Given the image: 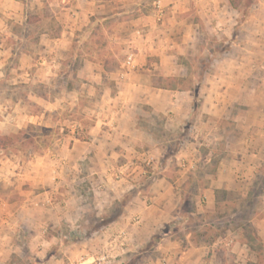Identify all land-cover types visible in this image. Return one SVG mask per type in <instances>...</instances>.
<instances>
[{
  "label": "rangeland",
  "instance_id": "1",
  "mask_svg": "<svg viewBox=\"0 0 264 264\" xmlns=\"http://www.w3.org/2000/svg\"><path fill=\"white\" fill-rule=\"evenodd\" d=\"M156 1L19 0L23 5L13 3L24 16L19 23L6 20L11 0H0V27L7 24L15 35L6 39L4 34V39L21 46L13 51L28 55L23 68L18 53L0 64V264H175L181 257L173 251L182 247L184 264H245L255 259L243 243L241 226L254 227V200L221 192L218 207H207L201 191L213 168L205 156L209 149L218 158L224 151L200 139L193 127L195 115L180 123L175 110L152 113L148 104L129 99L115 120L134 125L139 136L131 137L138 142L117 145L115 152L110 148L108 162L107 147L89 144L97 111L106 122V109L116 102L101 97L96 84L89 91L81 83L91 70L86 64L103 61L106 72L127 70L121 63L130 52H139L142 27H151L152 49L137 56L143 61L139 69L154 73L150 85H167L162 67L170 66L182 79L176 93L189 90L190 106L197 110L208 84L205 73L211 63L218 65L212 59L230 54L226 43L242 19L239 11H250L259 0H232L237 12L228 0H163L164 24L156 18ZM71 10L77 16L71 17ZM160 27L164 32L157 36ZM50 36H60L58 46ZM108 85L102 83L100 89L113 92ZM184 157L200 159L186 169L181 165ZM154 182H161L165 197L151 191ZM151 204L158 215L154 219L146 209ZM163 207L160 216L158 208ZM120 209L130 220L125 229L109 224ZM145 219L158 228L139 226L142 231L135 234H141V241L136 244L127 230L141 220L145 224ZM161 232L167 234L164 241ZM179 238L178 248L174 241ZM165 254L172 257L163 261ZM262 258L264 263V248Z\"/></svg>",
  "mask_w": 264,
  "mask_h": 264
},
{
  "label": "crops",
  "instance_id": "2",
  "mask_svg": "<svg viewBox=\"0 0 264 264\" xmlns=\"http://www.w3.org/2000/svg\"><path fill=\"white\" fill-rule=\"evenodd\" d=\"M78 1L82 0H76L72 3ZM162 1H156V18L159 20L163 19L162 23L164 24L167 12L161 4ZM11 2V7L9 6V9L4 11V14L6 13V20L12 18L21 23L24 16L22 13L14 10L16 7L15 4H19L20 2L19 0H11ZM20 4L23 5L22 2ZM234 7L230 3L229 8L236 10L237 8ZM98 12L100 13V11ZM239 12L242 14V19L237 22L236 19L239 15H235V19L232 21L233 24L236 22L237 24L233 28L231 35H229L231 39L226 43V49L230 51L229 56L222 59H212L213 61H217L218 65L227 64V68L225 71H222L218 65L211 63L212 68L210 72L205 73L208 84L203 85L205 86V90H201L202 93L199 99L202 104L197 110L195 108L192 109L190 106L189 101L192 100V96L189 94V90L181 88L178 91L180 94H177V89L170 88L164 84L152 86L149 82L154 73L149 69H146L147 71H144L142 68L139 69V66L142 67L143 61L140 58L138 59L137 56L141 57L143 51L152 49L151 27H142L143 36L139 38L140 44L137 46L139 52L136 54L133 52L129 53V56L131 55V62L127 64L126 58L121 63L120 66H126L127 70L119 69L118 71L111 70L106 72L103 61H98L97 63L91 62L90 64H86L88 67H91V70L89 73L82 75L83 79L81 83L86 85L87 90H89L87 87L96 84L99 87V91H102L101 97H108L113 102H116L106 109L108 113L106 115V122H102L103 120L100 119L102 118L101 113L97 111L96 117L98 120L91 126L89 134V144L91 146L99 143L107 147L104 154L105 162L111 161L107 155V151L110 148L114 151V147L117 145H124L125 143L131 146L138 142L134 141L131 137L139 136L136 133L138 131L135 126L132 124H128L127 126L120 125L115 120L117 115H114L122 111V107L126 106L125 109H127V104L130 100H135V102L143 101L149 105L148 108L152 113L166 114L171 110H175L179 116L177 120L180 123L191 115H195L196 120L193 127L196 129V133L200 139H205V144H210L212 146L211 148L215 151L217 150V146H221L222 148L220 150L224 151V154L220 158L217 157L216 152L213 153L214 151L210 149L209 155L205 156L206 162L212 164L213 168L208 183L202 187L203 189L201 191L206 196L207 207L213 210L218 207V204H220L218 193L221 192L228 194L234 193L240 196L242 201L246 200L248 202L254 200L253 202L257 205V214L253 221V228L260 237L262 244H264V0H259L253 4L252 9L248 12L246 11L245 14L242 11ZM93 14V11L88 13L87 28L91 24V16ZM70 15L71 17L77 16V11L71 10ZM211 15L213 14L211 13ZM229 16L231 19V15ZM144 18L147 17L144 16ZM139 29L136 32H140ZM163 32V27H160L157 36L163 34ZM4 34H6V39L10 35L15 36L14 31L10 30L7 24L6 27H0V64H5L8 58L15 59V57L10 56H15L18 53L19 68H23L24 64L26 66L24 60L28 55L22 51L16 52L21 46H18L17 43L13 46L12 44H8L4 39ZM50 41H53L54 45L58 46L60 36H50ZM51 49H54L53 44L51 45ZM21 60L23 63H21ZM162 71L165 79L167 77H175L170 66H163ZM107 82L113 88V92L100 89V85ZM110 86L108 85L109 88ZM67 89L68 92L75 91L71 88ZM121 97L125 101L124 103H119L118 98ZM161 98L162 100H160ZM180 99L183 101L180 103H184V106L180 107V105H177ZM119 132L120 135H115L119 134ZM123 133L126 135H122ZM206 134L211 135V137L208 138ZM200 143H203V141ZM199 159L192 161L189 157H184L181 165L186 169L193 168L197 166ZM106 171L104 170L103 172ZM161 179L164 178H160L157 181H161ZM160 183L154 182L150 185L151 191L158 193V196L164 193L159 190L158 186ZM163 197H165V193ZM155 208L156 206L152 204L146 207L148 211L154 210ZM163 208V210L158 208L160 216H163L165 211V207ZM150 214L153 219L158 216H156V211H151ZM142 222L143 220H141V224L139 225L131 224L132 227L134 226L136 228H133V230L130 228L126 233L128 239L135 241L136 244H139L141 241V234H135L142 231V228L139 226H147L149 228V226L153 225L154 227H151L153 231L158 228L157 224L155 225L152 221H149L148 224V219H145V224ZM112 223L118 225L121 229H125L130 223V220L129 217L124 218L120 213L109 222V224ZM161 235L163 237L162 241L166 240L167 234L161 232ZM244 241L243 243L245 244ZM174 242H176V246L179 248L182 240L179 238ZM246 247L249 251L247 245ZM173 252L179 253L181 257L179 259V256L176 255L179 261L177 260L175 264H179L180 260L184 264L182 257L186 255L184 247L176 249ZM148 257L151 258L149 253ZM167 257L170 258L172 256L171 254L163 255V261ZM83 262H87V260L84 259Z\"/></svg>",
  "mask_w": 264,
  "mask_h": 264
},
{
  "label": "trees",
  "instance_id": "3",
  "mask_svg": "<svg viewBox=\"0 0 264 264\" xmlns=\"http://www.w3.org/2000/svg\"><path fill=\"white\" fill-rule=\"evenodd\" d=\"M229 2L235 6V3H233L232 0H229ZM246 11H244L245 14ZM167 82V86L170 88L176 89L178 87V82H180V78H176L174 76L172 77H167L165 79ZM122 209H120L115 215L109 220H113L120 214ZM243 227V230L245 232V244L248 246L250 253H254L255 259H250L248 260L245 264H264L263 263V244L260 240V237L257 235L255 229L249 224V223H244L241 224ZM231 264H238V263H231Z\"/></svg>",
  "mask_w": 264,
  "mask_h": 264
},
{
  "label": "built area",
  "instance_id": "4",
  "mask_svg": "<svg viewBox=\"0 0 264 264\" xmlns=\"http://www.w3.org/2000/svg\"><path fill=\"white\" fill-rule=\"evenodd\" d=\"M69 1H76V0H69ZM131 62V55L127 56V60H126V63L129 64ZM74 264H82V263H74Z\"/></svg>",
  "mask_w": 264,
  "mask_h": 264
}]
</instances>
